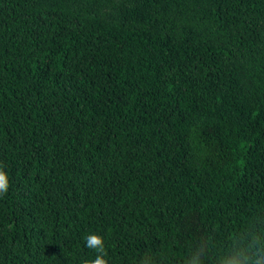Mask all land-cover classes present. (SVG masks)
<instances>
[{"label": "trees", "instance_id": "trees-1", "mask_svg": "<svg viewBox=\"0 0 264 264\" xmlns=\"http://www.w3.org/2000/svg\"><path fill=\"white\" fill-rule=\"evenodd\" d=\"M0 170V264H243L264 0H0Z\"/></svg>", "mask_w": 264, "mask_h": 264}, {"label": "clouds", "instance_id": "clouds-1", "mask_svg": "<svg viewBox=\"0 0 264 264\" xmlns=\"http://www.w3.org/2000/svg\"><path fill=\"white\" fill-rule=\"evenodd\" d=\"M9 187V180L7 173L0 170V197L6 195ZM85 246L93 249L97 255L92 261H85L84 264H108V262L103 258L106 255V250L104 247V240L101 236L97 234H90L85 238ZM246 255L244 256L243 264H257L259 259L260 264H264V257H260L259 253L264 252V244L260 247H246L244 249Z\"/></svg>", "mask_w": 264, "mask_h": 264}]
</instances>
